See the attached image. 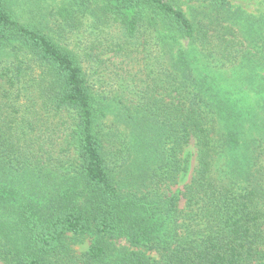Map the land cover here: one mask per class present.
<instances>
[{
    "label": "trees",
    "instance_id": "1",
    "mask_svg": "<svg viewBox=\"0 0 264 264\" xmlns=\"http://www.w3.org/2000/svg\"><path fill=\"white\" fill-rule=\"evenodd\" d=\"M194 1L0 0V262L264 264V16Z\"/></svg>",
    "mask_w": 264,
    "mask_h": 264
},
{
    "label": "rangeland",
    "instance_id": "2",
    "mask_svg": "<svg viewBox=\"0 0 264 264\" xmlns=\"http://www.w3.org/2000/svg\"><path fill=\"white\" fill-rule=\"evenodd\" d=\"M10 1L15 14H17L19 17V20L32 22L34 20L39 21L43 13H46L52 7L53 8L57 7L58 5L62 4L65 0H10ZM194 2H195L194 0H183L184 9L187 10V5L193 4ZM230 3L233 7L240 9L246 14H250L254 16H264V0H230ZM69 36L70 37L67 39L68 42L65 43L69 48H72L76 41L75 38L76 36H71V35ZM111 60L117 62L119 58H113V59L111 58ZM100 67L101 69L99 74L93 75L92 78L94 77L93 79L97 80V78L99 77L102 84H104L105 79H108L110 77L113 80H115L116 77L126 76V73L125 72L122 73L117 68V66H113L111 61L105 60L103 66ZM135 67L136 66L133 65L130 67L128 66L127 68H132L134 70ZM115 70H116V74H115ZM208 70L213 71V69L211 68H209ZM119 73L122 74L118 76L117 74ZM227 74L229 73H226V75L225 74L224 75L227 76ZM109 87L110 86H105L104 89L105 92L108 91ZM234 90L235 91L231 94L233 101L234 102L237 101L240 106L246 109L245 110L246 112H248L247 110H249L250 112L248 119H245L243 129L246 130V132L244 131L246 135L251 136V134H249L250 131L249 128L252 123L250 117L253 116L256 122L263 113L262 108L264 107V86L259 89L258 87L250 86L249 89L237 90L236 88ZM108 119L109 120L115 119V111L108 114ZM184 152L188 158V169L181 175L179 179V183L176 186H174L173 189L176 187L181 189L182 186L185 183H188L191 178V175L193 173V168L196 164L195 145L193 140L190 141L188 146L185 148ZM117 242L120 244H125V241L123 239H119L117 240ZM88 244H89V240L87 239V237H81L77 239V241L73 244V248L77 252H81L82 250L87 248ZM0 264L3 263L0 262Z\"/></svg>",
    "mask_w": 264,
    "mask_h": 264
}]
</instances>
